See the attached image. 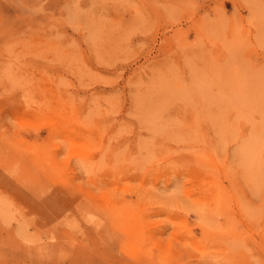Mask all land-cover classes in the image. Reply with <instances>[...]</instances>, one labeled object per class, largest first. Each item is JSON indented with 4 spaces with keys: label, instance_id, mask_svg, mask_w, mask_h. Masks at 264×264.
Instances as JSON below:
<instances>
[{
    "label": "rangeland",
    "instance_id": "1",
    "mask_svg": "<svg viewBox=\"0 0 264 264\" xmlns=\"http://www.w3.org/2000/svg\"><path fill=\"white\" fill-rule=\"evenodd\" d=\"M0 264H264V0H0Z\"/></svg>",
    "mask_w": 264,
    "mask_h": 264
}]
</instances>
